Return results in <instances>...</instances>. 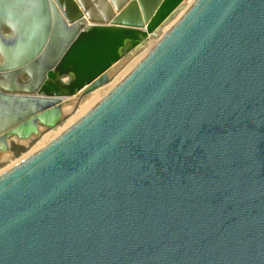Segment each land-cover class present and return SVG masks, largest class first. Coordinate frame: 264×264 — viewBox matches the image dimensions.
<instances>
[{
  "label": "water",
  "instance_id": "water-1",
  "mask_svg": "<svg viewBox=\"0 0 264 264\" xmlns=\"http://www.w3.org/2000/svg\"><path fill=\"white\" fill-rule=\"evenodd\" d=\"M187 1L0 0L1 144L157 39L0 175V264H264V0Z\"/></svg>",
  "mask_w": 264,
  "mask_h": 264
},
{
  "label": "rangeland",
  "instance_id": "rangeland-1",
  "mask_svg": "<svg viewBox=\"0 0 264 264\" xmlns=\"http://www.w3.org/2000/svg\"><path fill=\"white\" fill-rule=\"evenodd\" d=\"M109 1L110 0H107V2ZM81 2L83 4H89V7H91L92 11L96 13V15H99V13H102L105 10H102L103 3H101V0H81ZM165 32L166 31L162 32L160 35L164 34ZM156 42L157 39L155 38L148 39L145 44L141 45L138 50L129 56V59L128 57L125 58L122 61L123 64H121L118 68L119 71L117 70L112 76H110V80L107 85L93 93L75 97L73 109L67 114L63 115L62 119L56 124L54 128L49 130L42 129V133L38 137H34L28 141L27 145H16L13 143L12 150L15 151V153L14 155H10L5 160L0 162V175L37 152L43 146L59 136L70 125L80 119L97 102L101 100L100 98H102L113 87H115L149 53ZM97 93H100L99 99L88 102V100Z\"/></svg>",
  "mask_w": 264,
  "mask_h": 264
},
{
  "label": "bare ground",
  "instance_id": "bare-ground-1",
  "mask_svg": "<svg viewBox=\"0 0 264 264\" xmlns=\"http://www.w3.org/2000/svg\"><path fill=\"white\" fill-rule=\"evenodd\" d=\"M102 1V0H101ZM193 1L195 0H188L185 5L186 6H189L191 3H193ZM115 3L118 2V0H114ZM101 14V13H100ZM172 26V23L167 25L166 27L162 28L161 30V33L164 32V31H168L169 28ZM160 33V34H161ZM129 59V57H128ZM127 59V60H128ZM126 62V61H125ZM123 64L122 62L119 63L118 65H116L108 74L109 76H112L117 70L118 68L120 67V65ZM119 71V70H118ZM103 95V94H102ZM100 97V93H97L95 95H93L89 100L88 102L90 101H95L97 99H99ZM101 99V98H100ZM92 103V102H91ZM96 103V102H95ZM75 104V98H72V99H67L66 101H64V103L61 105V113L63 115L67 114L68 112H70L72 109H73V106ZM16 137V136H15ZM14 138V137H13ZM15 140L22 144V145H27L28 144V141H30L29 139H23L21 136L20 137H16ZM16 142V143H17ZM7 143V142H6ZM8 145V144H7ZM10 153L7 151V149L4 147V145L0 144V162L5 160L9 155Z\"/></svg>",
  "mask_w": 264,
  "mask_h": 264
},
{
  "label": "crops",
  "instance_id": "crops-1",
  "mask_svg": "<svg viewBox=\"0 0 264 264\" xmlns=\"http://www.w3.org/2000/svg\"><path fill=\"white\" fill-rule=\"evenodd\" d=\"M14 137V138H13ZM15 136H10V137H8L7 139H6V142L7 143H4V144H2V145H4V147L7 149V151L10 153L9 155H14V153H15V151H13L12 150V144L14 143V144H16V145H22V144H20V143H18L16 140H15ZM17 143H16V142ZM1 144V143H0ZM8 144V145H7Z\"/></svg>",
  "mask_w": 264,
  "mask_h": 264
}]
</instances>
